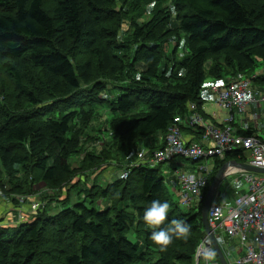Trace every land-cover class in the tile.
<instances>
[{"label":"trees","instance_id":"1","mask_svg":"<svg viewBox=\"0 0 264 264\" xmlns=\"http://www.w3.org/2000/svg\"><path fill=\"white\" fill-rule=\"evenodd\" d=\"M164 1L0 0V168L12 178L11 193L26 195L32 175L51 187L68 183V158L78 154L98 105L107 103L110 109L111 141L84 161L98 167L99 161L109 163L108 154L115 151L123 169L132 161L137 141L165 135L189 104L206 118L200 92L207 76L223 79V85L254 78L252 88L264 92V0H172L169 10L159 8ZM151 3L154 10L143 20ZM124 18L130 21L128 31L122 33L117 25L115 34L123 38L119 45H133L126 69L119 65V48L109 51L104 42V27ZM181 39L188 56L169 64L162 55L163 41L177 48ZM81 55L89 59L78 61ZM258 64L262 72L253 74ZM117 66L116 76L95 81L101 74L113 75ZM108 83L113 86L105 90ZM115 89L122 91L118 97H102ZM242 151L209 165L202 197L226 162H247ZM148 163L130 167L126 180L92 186L86 195L89 207L82 201L46 218L36 214L15 228L0 227V264H173L171 254L177 249L182 250L181 264L191 257L193 264L205 234L202 201L194 212H180V203L173 204L165 225L182 220L190 233L174 236L161 250L150 239L153 228L143 221V211L153 200L172 202L160 170L145 167ZM2 184L0 174L1 190L7 186ZM97 197L105 204L101 210L94 207ZM137 224L142 229L135 230L131 241L127 234ZM151 252L158 254L154 263H149Z\"/></svg>","mask_w":264,"mask_h":264},{"label":"built area","instance_id":"2","mask_svg":"<svg viewBox=\"0 0 264 264\" xmlns=\"http://www.w3.org/2000/svg\"><path fill=\"white\" fill-rule=\"evenodd\" d=\"M253 79L224 84L222 85L224 90L219 95L215 94L217 105L231 114L225 124L219 126L209 122L199 113L195 104H189V111L175 117L165 135H157L162 141L152 153L146 154L145 151L139 153L138 157L141 161L138 162L140 164L148 161L159 165L172 162L177 158L195 163L192 166V171L174 169L172 172L180 189L179 203L181 207L186 209L195 207L201 200V190L206 185V177L211 173L208 161L216 159L222 161L228 153L251 146V138L256 139L253 136L242 138L235 132V127L229 125L230 120L235 116L240 117L241 124L250 121L256 125L260 120V112L264 110V105H260V102L264 104V92H256L252 88ZM256 96L260 98V101L254 105L253 110L251 104L256 102ZM181 128L192 129L199 133L200 138L207 141L208 145L196 141L186 142L182 137ZM261 142L264 147V140ZM248 152V155H244L247 159L246 164L264 169V155L258 154L254 148ZM137 165L136 162L134 166L137 167ZM234 174H240L242 184L246 186L245 192L237 193L232 203H228L226 192L222 193L218 190L210 204L207 223L214 234L216 243L221 248L226 246L222 233L239 236L238 243L242 249L234 251V254L238 256L234 260V264H264V227L258 223L251 226H246L244 223V218L251 215L253 208L257 209L264 217V177L244 174L239 170H236ZM128 176V171L123 172L119 175V179L126 180ZM197 247L198 261L195 264L202 261L205 264H216L212 241L208 235L204 234Z\"/></svg>","mask_w":264,"mask_h":264},{"label":"rangeland","instance_id":"3","mask_svg":"<svg viewBox=\"0 0 264 264\" xmlns=\"http://www.w3.org/2000/svg\"><path fill=\"white\" fill-rule=\"evenodd\" d=\"M171 3H172V0H165L162 4L159 5V8L169 10ZM153 10H154V6H153V3H151L146 7L142 19L147 20L150 17V15L152 14ZM129 23H130V21L128 20V18H126V19L124 18L123 20H116L115 22L108 24L104 27L108 32V34L104 37L105 45L107 46L109 51L110 50L114 51L115 47L119 48V50L116 51V52H118V54H120V58H121L119 65L124 67L125 69L128 68V65L130 64L127 62V56L126 55H127L129 49H131V50L133 49V45H132V43H123V44L119 45L118 40L121 39L123 41V38L119 39L118 36L115 34V30H116V26L118 25L119 30L121 29L122 33H125L129 29ZM124 35L125 34H122L121 36H124ZM163 43H164V46H163L162 55L168 56L167 62L169 64L173 60V58L175 60H180V59L182 60V58L185 55L188 56V52H186L185 48L182 46V44H183L182 39H181V44L178 45L177 48H175L174 43L168 44V43H166V41L165 42L163 41ZM88 59L89 58L87 56H84V55H81L80 57H78V61H86ZM90 60L93 63H95L94 59H90ZM134 62H137V61L135 60ZM133 64L134 63H131V66H133ZM116 68H117V70L114 72L113 75L108 76V74L104 73V74H101L100 76H96L95 81L96 82L106 81V80H109L111 77L116 76V74H118L120 71L119 66H117ZM205 69H207V67H205ZM262 70H263L262 67L259 66V64H258L256 67V70L254 71L253 74H260L262 72ZM125 72L127 73V71H125ZM121 77H125V74H122ZM209 79H210V77L207 76L205 81H208ZM231 81H233V80H231ZM112 86L113 85L111 83H108L105 90H110V88ZM108 93H109V91L107 93L103 94L102 97H104V98H107V97L112 98L115 96L118 97L122 93V91L115 89L111 92V95H109ZM234 113L236 114V112H234ZM110 114H111V112H110V109H109L107 103H104L102 105H98L95 108V114H94V117L91 121L92 124L90 123L89 129L87 128L88 130L82 136V139L80 141L81 143L78 146V154H74L68 158V166L70 167V170L72 172L69 174V176L67 178L68 183L65 186H63L62 188L51 187L50 185H48L46 182H44L42 180L40 175H38V177L32 175V176H30V178H33V180H31L30 187L26 188V190H27L26 195H14L13 193H11V190L13 188V186L11 184L12 178L10 176H7V172L3 171V169L0 168L2 183L4 185L5 184L7 185L4 188L5 192H4V189H2L3 192L0 189V220L3 219L5 222H10V219H14V220H16L17 218L20 219V217L22 216V213L28 214V217L32 216L30 221H32L34 219V216H36V214L37 215L42 214L40 216H42L43 218H46L47 216H51V214L55 215L59 212V207L57 205L58 203L61 206L60 210H62L65 207H74V205H76L82 201H84L85 205L87 207H89L90 206V204H89L90 199L88 197H86V195L88 194L87 192H88V190H90L92 188V186L95 185V187L100 186V187L104 188L109 183H112L116 178H119L120 174H122L123 172L129 171V168L133 167L136 162L138 164H140V162H138V161H141V160H139L138 155L142 151L139 152L140 149H139V147H137V145H141V143H142L141 141H137V143L135 144V147H134L135 149L132 152V158L133 159L128 165H124L125 168H123V169L119 168V165H117V163L120 161V158H119L120 156L118 154L119 152L116 153L115 151H113L111 154H108L109 158H112V160H110L109 163L105 164L104 162L99 161L98 164L100 166H98V167L91 166L89 163H86V161H84L86 159L88 153H94V154L98 153L102 147L104 148L106 143H110L111 138L108 135L109 133L107 131V129H108L107 122L111 118ZM129 115H131V114H129ZM132 117H136V116L132 115ZM241 125H243V124H241ZM92 129L97 130V131L92 132ZM152 152H153L152 150H149V153H152ZM218 161H220V160H218ZM214 162H215L214 160H211V162L208 161L207 162L208 166L213 165V167H214V164H213ZM178 163H180V164L183 163L184 166L183 167L176 166V164H178ZM190 166H191V164L189 161L181 159V158H177V159L173 160L172 162H167V163H163V164H159V165L154 164V163H148L145 165V167H149L151 169L158 167L162 177H164V186H165V188L169 194V197L171 199V202H172V204H169L170 205L169 212H170V210L174 209V207H175L174 205L176 203H179V189L176 186L174 180L172 178L170 179L169 175H164V173L168 172L169 174H171L173 169H177V171L189 170ZM234 172L235 171L229 173L224 179V180H226L228 178L226 180V182L223 183V181H224L223 180L222 183L220 184V187H219L220 192H222V193L226 192V200L228 203H232V201L234 199V193H235V191L238 190V184L243 183L241 180L240 174L235 175ZM209 176L206 177V180ZM259 176L262 177V175H259ZM16 177L17 178L21 177V174L20 173L17 174ZM213 178H214V176H213ZM230 181L234 185L233 184L228 185V183ZM241 188L246 190L245 185H241ZM217 193H218V191L216 192V194ZM216 194H215V196H216ZM204 197H205V195H204ZM204 197H202V193H201V200L202 201L204 200ZM126 199H127V197H124L121 200L125 201ZM201 200L199 201L200 203H201ZM48 205L50 207H48L47 208L48 210H47L46 206H48ZM104 205H105L104 201H102L101 198H98V197L95 198L94 207L96 209L101 210L104 207ZM39 209H42L44 211L41 210L42 212L38 213ZM189 209H190L189 210L190 212H192V211L194 212V209H197V208L195 206V207H190ZM187 210L188 209L183 208L179 205V211L180 212H186ZM133 214H135V212H133ZM169 215H170V213H169ZM7 226H8V228H15L16 227L14 225L10 226V223H7ZM141 229H142L141 226H139L138 224L133 226L131 228V231L129 232V234H127V238L130 239L131 241H134L133 238L135 237V234H133V233H136L135 230H141ZM203 231H204V229H203ZM206 234H208V233H206ZM144 235H145L144 233H140L139 236H141V238H143ZM197 249H198V247H196L194 255H193V264H195L198 261ZM240 249H242V248H240ZM232 250L237 251V250H239V248L237 247V245L233 244ZM181 252H182L181 249L180 250L177 249V250H175V252L172 251L171 255L173 257V264H181V261L179 260V257H178V254ZM156 253H157V251H156ZM156 253L155 252L150 253L151 258H150L149 263H154L158 259V254H156ZM226 253L228 254L227 259H228L229 263L233 264L234 260L238 256L236 254L229 255L228 251H226ZM57 255L58 254H55V256H57ZM58 257H59V255H58ZM239 257H241V256H239ZM187 264H192V257L190 259V262L187 261ZM199 264H205V262L202 261Z\"/></svg>","mask_w":264,"mask_h":264},{"label":"crops","instance_id":"4","mask_svg":"<svg viewBox=\"0 0 264 264\" xmlns=\"http://www.w3.org/2000/svg\"><path fill=\"white\" fill-rule=\"evenodd\" d=\"M223 83H224L223 80L210 78L208 81H205L204 86L202 87L201 92H200V94L203 97V99H205V103L202 106V110H203V112L206 115V119L209 122L217 124V125L225 124L226 120L229 118V116L231 114L228 111L222 110L217 105V96H216L217 94L216 95H215V93L213 94L209 90V87L212 86V85L221 86V85H223ZM254 105L255 104H251V106H253V107H251L253 110H254ZM260 113H261V118H260V120L258 121V123L256 125L251 123L250 121H248V122L244 123L243 125H241V123L239 121L240 117L235 116L233 118L232 127H235L236 133H239L240 135L243 134V133H246V132H250L253 135L259 137L260 139H264V110L261 111ZM189 130L190 129H188V128H186V130H181L182 131V137H183L184 140H186V142L196 141V142H200L201 144L208 145L207 141H204L200 137H194V135L192 133H190ZM161 141H162L161 138H159V136L155 135V136H152L150 138L141 140V142H142L141 145H137V147H139V149H140L139 152L145 151V152H147L146 154H148L149 150H152V151L155 150V148H157L159 146ZM182 165H183V163H181V166H179V167H182ZM176 166H178V165L176 164ZM192 169L193 168L190 166V169L186 170V171H192ZM173 171H174V169H173ZM233 171H234V169H231V170H229L227 172V174L231 173ZM172 172H171V174H169L168 172H165L164 175H169V178L170 179L172 178L174 180L176 186H177L176 180L174 179ZM256 175H258V174H256ZM262 177H264V175H262ZM231 181L228 183V185L233 184ZM241 185H243V184L242 183L238 184V190L235 191L234 196L237 193H244L245 192V190L243 188H241ZM57 205H58L59 211H60V207L61 206H60L59 203ZM48 207H50V206L49 205L46 206V209ZM51 215H54V214H51ZM31 217H28V214H23L22 213V216L20 217V219H18V218L16 220L10 219V222H5L3 219H1L0 220V227L7 228L8 227L7 223H10V226L11 225L17 226L20 223H24V222L30 221Z\"/></svg>","mask_w":264,"mask_h":264},{"label":"clouds","instance_id":"5","mask_svg":"<svg viewBox=\"0 0 264 264\" xmlns=\"http://www.w3.org/2000/svg\"><path fill=\"white\" fill-rule=\"evenodd\" d=\"M169 207L170 205L166 200H153L150 206L144 209L142 216L143 221L153 228L150 239L160 245L161 250H164L172 242L174 236L187 238L190 233L189 225L182 220L171 221L173 227L165 225V221L168 219ZM161 225L164 226L160 227Z\"/></svg>","mask_w":264,"mask_h":264},{"label":"bare ground","instance_id":"6","mask_svg":"<svg viewBox=\"0 0 264 264\" xmlns=\"http://www.w3.org/2000/svg\"><path fill=\"white\" fill-rule=\"evenodd\" d=\"M209 90H211L213 93L219 95L224 89H223L222 85L221 86L212 85V86L209 87ZM255 99H256L255 100L256 102L253 103V104H256V103H258L260 101V98L258 96H256ZM260 105L263 106L264 104L260 102ZM232 122H233V118L229 122V125L230 126H232ZM229 125H227V126H229ZM252 136L255 137L257 140L254 139V138H251V142H252L251 143V146L241 149V150L244 151V155H248L249 154L248 151H250L252 148L256 149V151L258 152V154L264 155V147L262 146V142H261L264 139H260L259 137L255 136V135H252ZM241 137L242 138H247V137H251V136H241ZM216 160H218V159H216ZM239 164H241V163H239ZM229 170H231V169H229ZM243 173L244 174H252L254 176H259V175L253 174V173H249L247 171H243ZM209 208H210V206H209ZM208 212H209V210H208ZM244 223H245L246 226H251L254 223H258L260 226L264 227V217H263V215L257 209L253 208V211H252L251 215L244 218ZM231 232H233V231H231ZM209 234L210 235L212 234L214 236V234H213V232L211 230H210ZM206 235H208V234H206ZM210 235H208L209 238H210ZM222 235H223L224 240L226 242V246L223 247V248H221L219 245L218 246H219V248H220V250H221V252L223 254V257H224L225 261L227 262V264H231V263H229V261L227 259L228 258L227 255L228 254L226 253V251L229 252V255H234V251L235 250H232V245L233 244L237 245V247L239 248V250H241L240 248H242V247L238 243L239 236L238 235L229 236L226 233H222ZM215 257H216V264H220V261H219L217 255H216V252H215Z\"/></svg>","mask_w":264,"mask_h":264},{"label":"water","instance_id":"7","mask_svg":"<svg viewBox=\"0 0 264 264\" xmlns=\"http://www.w3.org/2000/svg\"><path fill=\"white\" fill-rule=\"evenodd\" d=\"M229 169H234V171L239 170V171H247L249 173H253V174H258V175H264V169H259V168H255L252 167L246 163H236L235 161H229L227 163H225L221 168L218 169V171L216 172V174L214 175V178L210 184V186L208 187L204 200L202 201V207H201V221H202V226L203 229L206 233L209 234L210 229L207 223V214H208V210H209V206L211 204V202L213 201L216 192L219 190L220 184L222 183V181L225 179V177L229 174H227V171ZM210 235V234H209ZM211 241H212V246L216 252V255L220 261V264H227V262L225 261L223 254L218 246V244L216 243L215 239L213 238V235H210Z\"/></svg>","mask_w":264,"mask_h":264}]
</instances>
